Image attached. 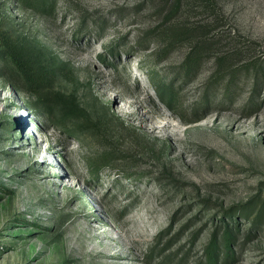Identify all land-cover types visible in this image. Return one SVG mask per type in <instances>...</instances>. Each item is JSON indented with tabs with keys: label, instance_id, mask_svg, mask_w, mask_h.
Here are the masks:
<instances>
[{
	"label": "rangeland",
	"instance_id": "rangeland-1",
	"mask_svg": "<svg viewBox=\"0 0 264 264\" xmlns=\"http://www.w3.org/2000/svg\"><path fill=\"white\" fill-rule=\"evenodd\" d=\"M50 3L0 0V264H264V0Z\"/></svg>",
	"mask_w": 264,
	"mask_h": 264
},
{
	"label": "trees",
	"instance_id": "trees-1",
	"mask_svg": "<svg viewBox=\"0 0 264 264\" xmlns=\"http://www.w3.org/2000/svg\"><path fill=\"white\" fill-rule=\"evenodd\" d=\"M52 0H39V2L46 6L47 9L52 8V4L50 3ZM9 59L15 65L17 72L23 75L25 81L29 84L31 90L38 91L41 88L42 75L41 72L38 71L37 67H32L31 65H27V59L22 58L20 55H16L14 53H10ZM40 74V75H39ZM160 85L163 87V91L161 92L163 96L166 98H170L171 102L174 104L176 102V98L174 96V90L166 84L164 81L160 80ZM161 94V96H162ZM47 106V104H45ZM236 226H226L223 231V241L222 246L225 249L226 256L231 251L232 244V236L234 232V228ZM216 241V236L214 235L212 241L207 247L206 255H207V264H218L217 253L218 247Z\"/></svg>",
	"mask_w": 264,
	"mask_h": 264
}]
</instances>
